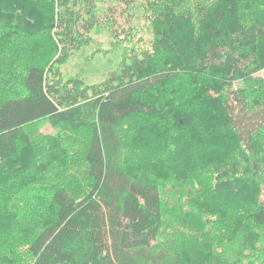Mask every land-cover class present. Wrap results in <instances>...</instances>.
<instances>
[{
	"label": "trees",
	"instance_id": "obj_1",
	"mask_svg": "<svg viewBox=\"0 0 264 264\" xmlns=\"http://www.w3.org/2000/svg\"><path fill=\"white\" fill-rule=\"evenodd\" d=\"M95 1L0 0V264H264V0H154L64 79Z\"/></svg>",
	"mask_w": 264,
	"mask_h": 264
},
{
	"label": "rangeland",
	"instance_id": "obj_2",
	"mask_svg": "<svg viewBox=\"0 0 264 264\" xmlns=\"http://www.w3.org/2000/svg\"><path fill=\"white\" fill-rule=\"evenodd\" d=\"M153 1H95L97 26L90 32V43L73 51L63 64L64 79L79 76L87 84L103 82L111 72L118 69L122 60L123 47L131 45V41L127 40L129 36L136 48H149L153 33L148 20L147 7ZM119 38L122 41H119ZM16 84L20 86V80H17ZM33 128L39 132L55 134L60 127L52 126L48 118H42L33 124ZM262 200H264V194ZM21 252H24L23 247L16 248L18 262L14 264H23L19 256ZM24 264H27V261Z\"/></svg>",
	"mask_w": 264,
	"mask_h": 264
}]
</instances>
